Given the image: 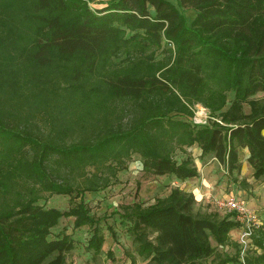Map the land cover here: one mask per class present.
I'll return each mask as SVG.
<instances>
[{"label":"trees","instance_id":"trees-1","mask_svg":"<svg viewBox=\"0 0 264 264\" xmlns=\"http://www.w3.org/2000/svg\"><path fill=\"white\" fill-rule=\"evenodd\" d=\"M260 92L264 0H0V264H67L70 235L50 238L66 217L89 227L86 249L100 254L83 193L106 188L132 154L144 174L183 181L199 175L196 145L201 163L250 191L239 177L247 148L264 182ZM197 104L209 121H193ZM53 194L69 206L38 203ZM117 212L128 264H264L263 227L243 249L232 213L202 209L179 186Z\"/></svg>","mask_w":264,"mask_h":264},{"label":"rangeland","instance_id":"rangeland-1","mask_svg":"<svg viewBox=\"0 0 264 264\" xmlns=\"http://www.w3.org/2000/svg\"><path fill=\"white\" fill-rule=\"evenodd\" d=\"M173 1V0H171ZM94 7H102L103 4H93ZM194 15L193 10H185V16L188 22ZM118 61V59H115ZM263 92H260L256 97H262ZM232 94L227 93V102L224 108L227 107L230 102ZM202 106L197 104L195 106V112L199 117L204 118L208 116V113L201 111ZM204 108V107H203ZM248 111V108H244ZM199 112V113H198ZM208 118H206V121ZM209 121V120H208ZM188 151L195 159L196 165L200 170L204 171L206 167H211L210 172L203 175L206 180L210 181V188L207 192H203L201 198L196 201H203V207L208 209H216L213 200L215 198H222L230 192H239L238 197L241 198L243 204L254 215V212H259L255 215V221L258 223L257 227L264 228V204H257V201H264V195L259 192V182H256V186L252 187L250 191H241L237 184H234L229 180L228 174L225 169L217 165L216 161L208 160L205 163H201L198 160L200 150L198 147H190ZM177 158H180L178 155ZM246 174L245 168L240 171ZM243 175V174H242ZM241 177V176H240ZM264 183V182H263ZM138 185V187H137ZM175 186V181L172 176H154L144 174L140 170V160L137 154H132L130 161L125 169L120 170L115 179L104 189H99L95 192L83 193V201L89 207V213L99 219L98 227H100V233L103 236L102 252L98 255L93 254L90 250L86 249V243L90 235V230L87 225L80 227L73 226V217L62 218L59 224L51 229L50 238L58 236L63 232L69 234L74 247L70 250L66 257L67 264H122L123 262L129 263L128 258L124 255L125 249H132V243L130 235L126 229L127 222L120 219L118 215V209L121 204L132 203L139 201L142 204L151 203L154 198L162 196L168 193L171 187ZM207 188H205L206 191ZM254 190V192H253ZM202 192V191H200ZM254 194V195H253ZM262 195V196H261ZM197 197L199 195L197 194ZM78 200V199H77ZM244 201H256V205L246 204ZM39 204L45 207H56L59 209H66L69 206V196L64 194H53L47 199L39 200ZM250 205V206H248ZM260 205V206H259ZM251 207V208H250ZM221 213H223L221 211ZM111 230L114 231L115 236L112 237ZM244 227L239 224L237 230L232 234L233 239L239 242L243 249H250V240L246 239L245 243L240 242ZM253 247V246H252ZM110 249L113 251L116 261H111L106 256V251ZM219 251H227L232 253V247H219ZM142 264V263H138Z\"/></svg>","mask_w":264,"mask_h":264},{"label":"crops","instance_id":"crops-1","mask_svg":"<svg viewBox=\"0 0 264 264\" xmlns=\"http://www.w3.org/2000/svg\"><path fill=\"white\" fill-rule=\"evenodd\" d=\"M194 146H196V145H193L192 147H194ZM238 156H239V160L241 161V171H243L244 168L246 170V174L241 172V175H240L241 178H244L251 185V188L256 186V184H257L256 182H259V184H261V185L258 187L259 188L258 190H259V192H261L262 195H264V183L262 181L256 180L252 176V168L247 163V160H246V158L248 156L247 148H240L238 150ZM198 169H199V175L196 177H190V178H187L183 181L178 180L175 177L173 178V180L175 181V186H179L180 188H183L189 192H192L196 200H199L201 198V196H203L202 193L207 192L208 188H210V186H211L210 181L208 179L206 180V178H204V176H203V175L207 176V174L211 170V167L210 166L206 167L204 169L203 173L200 170V168H198ZM205 188H207L206 191H205ZM200 191H202V192H200ZM241 191L244 192V189ZM253 192H254V190H253ZM197 194L199 195V197H197ZM235 194L239 195V192L237 191V192H235ZM244 202L246 204L247 203L248 204L254 203L256 205V203H255L256 201H244ZM261 203L264 204V201H257V204H261ZM196 205L202 207V209L204 208L203 207V205H204L203 201H196ZM248 206H250V205H248ZM259 212H261V211H259ZM259 212L256 211L254 213H255V215H257Z\"/></svg>","mask_w":264,"mask_h":264},{"label":"built area","instance_id":"built-area-1","mask_svg":"<svg viewBox=\"0 0 264 264\" xmlns=\"http://www.w3.org/2000/svg\"><path fill=\"white\" fill-rule=\"evenodd\" d=\"M201 111L203 113H208V111L203 107L201 108ZM206 118H208V116L201 118L194 111V122L204 123L206 122ZM213 204L216 210L232 213L234 220L238 221L241 226L244 227L240 242L245 243L246 239L250 240L251 232L254 230V226H258V223L255 221V215L245 207L241 198L230 192L222 198H215L213 200Z\"/></svg>","mask_w":264,"mask_h":264}]
</instances>
